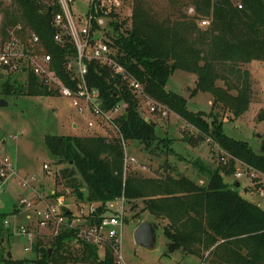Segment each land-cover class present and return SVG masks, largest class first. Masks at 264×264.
<instances>
[{
  "label": "trees",
  "instance_id": "1",
  "mask_svg": "<svg viewBox=\"0 0 264 264\" xmlns=\"http://www.w3.org/2000/svg\"><path fill=\"white\" fill-rule=\"evenodd\" d=\"M49 2L53 14L60 12L57 0ZM179 4L193 7L195 14L190 17L180 13L175 20H161L138 0L129 29L119 34L120 24L113 23L117 60L144 85L151 98L200 131L203 137L200 140L211 139L234 160L264 175V156L256 154L247 142L224 134L220 120L221 117L237 119L248 112L252 104V76L245 65L254 61L264 63V0H184ZM47 8L42 0H12L10 5L0 0L4 31L21 25L39 35L46 53L53 57L57 74L68 84L66 59L73 57L76 50L69 42L55 43L53 14L50 7ZM205 18H209L207 28L199 23ZM176 71L196 76L195 93L212 95L213 111L222 112H212L211 123L207 121L208 115L188 111L182 96L166 90L169 78ZM30 78L26 89L29 96L54 95L39 85L35 77ZM87 80L90 88L100 90L105 110L111 111L122 103L127 108L114 120L119 138L45 137L54 159L73 168L63 170L61 179L68 185L63 186L74 188L83 198L80 192L83 183L88 191L87 200L101 202L104 208L108 202L119 198H125L129 204H134L132 208H137L133 201L142 200L144 212L156 220L168 221L164 235L170 254L181 251L200 259L208 254L211 264H264V210L242 197L235 187H230L222 170L211 173L205 186L186 177L126 178L123 142L136 140L147 151H152L155 143H160L156 124L141 115L136 96L109 67L91 62ZM11 82L4 86L6 96L12 95L14 88L23 89ZM220 82L223 86L218 85ZM258 121L264 122V111ZM5 216L0 213V226ZM71 239L69 234L64 235L51 243L52 248L37 245L39 258L34 263L114 264L111 249L101 261L98 249L91 245H82L72 252L67 244ZM51 249L52 255L49 254ZM7 264L25 262L10 259Z\"/></svg>",
  "mask_w": 264,
  "mask_h": 264
},
{
  "label": "rangeland",
  "instance_id": "2",
  "mask_svg": "<svg viewBox=\"0 0 264 264\" xmlns=\"http://www.w3.org/2000/svg\"><path fill=\"white\" fill-rule=\"evenodd\" d=\"M83 0H76L74 9L81 12L86 10L82 4ZM138 0H128L127 7L119 14L121 21L119 34H122L131 25V17ZM147 10L161 20L171 18L175 20L178 15L184 14L192 17L190 9L193 7L182 6L178 3L184 0H140ZM6 4V0H2ZM8 4V3H7ZM12 4V1H11ZM180 14V15H181ZM209 21V18H205ZM200 26L203 27L201 25ZM209 25L204 26L207 28ZM31 31V30H30ZM125 35V34H123ZM250 71L253 81L255 96L248 112L237 119L221 117L222 129L228 137L247 142L252 150L264 156V122L258 121V116L264 109V64L254 61L245 65ZM1 80L0 78V100H5L8 106L0 107V161L6 157L10 158L20 177L27 179L35 178L32 187L39 194L51 195L53 192L66 190V185L62 181V172L65 169L73 170L68 164H60L58 160L50 154L45 144L47 135L72 136V137H103L108 140L119 138L118 130L110 123H105L94 116L81 115L73 106L72 101L60 95L50 97L29 96L26 92V78ZM11 82L15 87L13 94L6 96L4 86ZM219 86H223L220 82ZM197 88V78L194 74L176 71L168 81L166 90L176 93L186 100L188 111L198 113L203 112L208 115L207 121L212 122L210 114L222 112L213 111L212 95L209 93H195ZM44 98V99H43ZM124 103L120 104L123 106ZM139 111L145 119H150L156 124V134L159 142H156L152 151H147L144 146L136 140L127 141L126 155L129 159H135L137 163L128 161L126 164V178L138 177L141 179H161V178H181L186 177L199 186L208 183L209 174L215 170H222L225 181L230 187H235V182L239 183L236 188L245 199L259 204L264 210V175L249 168L238 160H234L224 152L211 139L200 140L201 132L190 126L175 113H169L167 117L160 114L151 115L144 103ZM92 123L90 128L88 124ZM162 142V143H161ZM124 145V143H123ZM220 148V149H219ZM50 165L51 173H45L43 166ZM234 169H232V164ZM188 168V169H186ZM243 174L242 177L237 174ZM81 180V179H79ZM80 192L83 198L74 191L73 195L85 202L88 197L87 188L82 183ZM28 192L21 186V179L8 178L0 180V213L6 214L3 224L0 226V264H7V260L24 261L25 264H35L38 260V251L26 252L27 240L17 235L16 224H24L25 213L19 212L20 200ZM126 200V199H125ZM1 201L5 206H1ZM137 208H132L134 204L126 201L125 210L127 220L123 231V251L120 249L123 259L119 260L114 253V264H211L208 254L207 261L195 256H188L181 251L172 254L167 251L168 240L164 235V228L168 221L156 220L148 212H144L142 200L133 201ZM101 203V202H100ZM121 200H113L112 207L117 210ZM15 210V211H14ZM14 214H18L14 217ZM139 215V217H137ZM5 221L11 223L6 226ZM157 224V249L153 252L139 248L134 241V231L142 222ZM37 245L40 248H52V240L38 237ZM70 250L75 252L79 245L71 244ZM51 255L53 254V249ZM12 255V257H11ZM99 259L104 261L106 254L104 251L98 252ZM87 264V263H79ZM99 264V263H88Z\"/></svg>",
  "mask_w": 264,
  "mask_h": 264
},
{
  "label": "built area",
  "instance_id": "3",
  "mask_svg": "<svg viewBox=\"0 0 264 264\" xmlns=\"http://www.w3.org/2000/svg\"><path fill=\"white\" fill-rule=\"evenodd\" d=\"M6 1L10 5L12 0ZM42 1L46 2V8L50 7V13L53 14L49 0ZM57 1L61 10L53 14L52 26L56 31L54 41L57 45L69 42L76 50L73 57L66 59L68 84L57 74L53 57L46 53L39 35L21 25L4 31L3 13L0 14V78L2 75L3 81L17 78L16 84L19 79L26 78L28 88L30 77L33 76L39 85L54 95L70 99L81 115L97 117L117 129L114 120L124 113L127 105L119 104L111 111L104 109L100 90L90 88L87 80L89 64L97 62L109 67L121 78L136 96L139 106L144 103L151 115L158 113L167 117L171 112L169 108L151 98L144 85L117 60L118 50L113 45L116 33L113 23L117 21L121 24L119 14L127 7L128 0H83L86 10L81 12L74 9L76 0ZM190 13L195 14L193 8ZM209 24L208 20L201 21L203 27ZM146 120L150 121L149 118ZM92 126V123L88 124V127ZM128 161L137 163L126 155V164ZM43 169L46 174L51 173L49 164L45 163ZM242 175L237 174L238 178ZM16 177L21 179V186L28 192L16 210V213L23 210L26 223L16 224L15 227L17 235L27 240L26 252L35 251L38 237L49 238L53 242L69 234L72 238L67 240L69 246L91 245L105 254L111 249L117 252L115 254L119 260L123 259L120 249L123 251V231L127 220L125 198L116 199L121 200V203L119 209L115 210L111 205L113 201L108 202L105 208L100 202H82L69 187L51 195H42L32 187L35 178H21L8 157L0 161V180ZM12 214L14 217L18 215ZM5 224L11 225L8 221Z\"/></svg>",
  "mask_w": 264,
  "mask_h": 264
},
{
  "label": "water",
  "instance_id": "4",
  "mask_svg": "<svg viewBox=\"0 0 264 264\" xmlns=\"http://www.w3.org/2000/svg\"><path fill=\"white\" fill-rule=\"evenodd\" d=\"M4 76H1V80ZM8 106L5 100H0V107ZM159 229L157 224L149 222H142L134 231V241L137 247L153 252L157 249V230ZM52 250L49 251L51 255ZM12 257V255H11Z\"/></svg>",
  "mask_w": 264,
  "mask_h": 264
},
{
  "label": "crops",
  "instance_id": "5",
  "mask_svg": "<svg viewBox=\"0 0 264 264\" xmlns=\"http://www.w3.org/2000/svg\"><path fill=\"white\" fill-rule=\"evenodd\" d=\"M261 63V62H260ZM264 64V63H263ZM252 86H253V81H252ZM253 93H254V96H255V91H254V88H253ZM44 99V98H43ZM213 99V98H212ZM252 103H253V100H252ZM212 104H213V100H212ZM252 105V104H251ZM261 111H264V109H261ZM172 113V112H171ZM222 114V113H221ZM220 149V148H219ZM186 169H188V168H186ZM209 176H210V174H209ZM208 179H210V177L208 178ZM208 182H209V180H208ZM235 187L236 188H239V183L238 182H235ZM259 205V204H258ZM1 206H5V203L4 202H2L1 201ZM260 206V205H259Z\"/></svg>",
  "mask_w": 264,
  "mask_h": 264
}]
</instances>
